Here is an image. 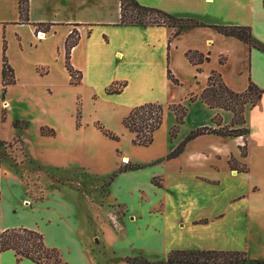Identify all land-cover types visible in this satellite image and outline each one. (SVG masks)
Listing matches in <instances>:
<instances>
[{"label": "crops", "instance_id": "0c3cea01", "mask_svg": "<svg viewBox=\"0 0 264 264\" xmlns=\"http://www.w3.org/2000/svg\"><path fill=\"white\" fill-rule=\"evenodd\" d=\"M137 1L178 17L195 18L205 25L185 26L176 35H173L174 28L166 25H122L119 24L120 0H28L29 22L26 25L10 23L19 19L18 0H0V25L6 24L16 31L18 26H28L29 31L34 30L36 38L53 37L59 42L58 48L63 47V54L65 39L75 27L78 41L70 49V61L81 71L83 79L91 77L102 88L112 80L120 79L126 82L121 92L132 86L151 93L152 97L137 99L131 107L145 102L168 104L178 100L185 103L184 121L172 139L169 130L176 123V117L169 109L165 112L170 140L167 152L192 129L204 125L216 127L212 120L214 116L220 117L221 125L231 123L233 113L230 110L209 107L199 96L193 101L183 96L187 90L199 95L212 70L218 72L224 84L233 91H244L250 82L264 90L263 0ZM39 25H44V30H35ZM215 25L249 26L257 46H249L234 36L223 34ZM188 50H197L208 59L193 64L185 55ZM135 61H138V73L132 75L129 68ZM167 67L175 77L187 82L185 89L174 87L166 76ZM153 71L159 73L158 79L148 78ZM133 78L138 82L135 83ZM3 102L8 104L4 100L0 105V132L5 122L1 117ZM244 119L247 133L229 137H237L240 141L251 137L258 142L259 148H247L245 156L241 155L240 149L189 151L186 146L199 138L224 136L205 133L191 139L176 157L157 161L164 163L162 170L153 172L150 177L149 194L139 195L144 202L143 210L134 212L122 204L133 213L134 219L129 218L118 233L133 224L142 235L156 238L163 254L172 249L191 248L247 249V254L252 250L264 251V238L255 246L250 239L254 232L264 236V185L251 178L253 164L264 166V94L255 105L245 108ZM2 138L0 141H6ZM230 157L244 161L247 170L232 171ZM7 166L6 161L0 164V228L24 226L17 221L8 224L3 218H12L17 208L26 210L30 205L21 203L23 184L6 172ZM139 189L142 188L137 191ZM40 215L34 216L33 220L39 219ZM28 226L25 227H32ZM45 226L36 227L43 231L45 244L51 246L46 240ZM77 251L84 260L91 257V249L89 251L87 247H78ZM61 255L69 264H75L69 256ZM248 256L260 260L252 264H264V255ZM5 260L9 264H36L27 258L17 261L11 250L1 253L0 264Z\"/></svg>", "mask_w": 264, "mask_h": 264}, {"label": "rangeland", "instance_id": "374dc122", "mask_svg": "<svg viewBox=\"0 0 264 264\" xmlns=\"http://www.w3.org/2000/svg\"><path fill=\"white\" fill-rule=\"evenodd\" d=\"M10 23L26 25L19 19ZM4 25H0V53L2 56L5 40V55L14 69L16 82L7 87L4 100L8 104L2 103L5 122L0 137L6 141H0V164L6 161V172L21 180L24 192L20 201L30 205L26 210L17 208L12 218L6 217L3 221L8 224L17 221L35 229L46 225V240L75 264H137L132 260L144 264L142 260L148 263L163 260L167 253L163 254L156 238L142 235L133 224L118 231L129 218L134 219L131 211L143 210L144 202L139 195L149 194L150 177L153 172L162 170L164 163L157 161L164 160L168 153L170 140L165 112L170 103L159 102L163 105V120L154 131L152 142L147 146L134 144V133L123 125L122 118L137 99L152 97L150 92L130 86L124 92L107 93L106 89L114 82L124 80L114 79L102 88L91 77L83 79L82 73L80 82L71 84L63 47L58 48L55 38H36L34 30L29 31L28 26H18V33ZM44 28L42 25L35 30ZM75 37L73 33L72 38ZM137 63L133 62L129 68L132 75L138 73ZM37 67L45 68L47 73L40 74ZM75 77L79 75L75 73ZM151 77L158 79L159 73L153 71L148 78ZM174 78L177 82L168 78L174 87L182 86L178 88L181 90L188 86L186 81ZM184 93L186 99L194 94L188 90ZM1 97L0 83V105L4 101ZM247 106L250 103H246L244 111ZM14 119L28 121L27 127L13 128L10 123ZM42 126L52 128L54 134L42 135ZM218 138L203 137L185 146L189 151H234L244 143V139L240 141L237 137ZM245 141L246 149L259 148L255 139L247 137ZM246 149L241 153H246ZM229 163L232 171L247 170L240 159L230 157ZM125 164H139L142 168L116 173L117 168ZM113 173L116 176L107 186L108 176ZM251 178L264 185V166L253 164ZM138 188H142L139 193ZM37 214L41 217L33 220ZM40 228L37 230L43 234ZM263 238V234L254 232L250 239L255 246ZM82 246L94 254L90 251L91 257L84 260L77 251ZM255 251L248 254L251 257L264 255V251ZM3 264L9 263L5 260Z\"/></svg>", "mask_w": 264, "mask_h": 264}, {"label": "trees", "instance_id": "16d2710c", "mask_svg": "<svg viewBox=\"0 0 264 264\" xmlns=\"http://www.w3.org/2000/svg\"><path fill=\"white\" fill-rule=\"evenodd\" d=\"M264 4V0H263ZM19 21L28 23V0H18ZM122 25H166L174 28L173 35H176L185 26H202L203 22L191 17H178L159 8L145 6L137 0H120V21ZM40 26V25H39ZM38 27V26H37ZM215 28L226 35L234 36L249 46H257L251 35V29L245 25H215ZM47 29V27H46ZM75 33L76 37L72 38ZM78 41V33L75 30L67 35L64 42V64L70 77L71 84H77L81 79V72L73 67L70 62V49ZM5 40L2 44L1 56V92L2 100L5 99L7 87L16 82L14 69L10 65L5 55ZM186 57L193 64H199L208 57L197 50H188L185 53ZM40 74L47 73L46 69L37 67ZM75 73L79 78L75 77ZM167 77L173 82H177L170 69H167ZM118 85L117 87H114ZM126 82H114L106 89L107 93H119L123 90ZM264 94V90L257 86L254 82H250L244 91L236 92L228 88L221 79V76L215 70H212L208 76L207 85L199 95L189 94L188 101L195 100L198 96L209 107H217L225 110H230L233 113L231 123L221 125L220 117L214 116L213 122L216 127L204 125L192 129L171 151L165 155V159L176 157L184 149L186 143L205 133H215L221 136H244L247 133V127L243 125L244 107L246 103L251 106L255 105ZM168 109L174 112L176 123L169 130L170 138L172 139L187 112V105L182 102L170 103ZM5 109H2V120L5 118ZM163 120V105L159 102H146L136 105L131 108L129 113L122 118L123 125L132 133H134L133 143L137 145L147 146L153 140L154 131L159 128ZM28 121L24 119H14L11 122L13 128L27 127ZM100 129H103L99 126ZM42 135H53L54 130L47 126L40 127ZM108 133V132H107ZM112 136V135H110ZM113 137V136H112ZM246 149V141L239 146L240 151ZM242 152V151H241ZM246 153H241L245 156ZM142 166L139 164H125L117 168L116 173L127 170L138 169ZM116 173L108 176L106 182L109 186ZM157 183L156 181H154ZM6 250H11L19 261L22 258H27L36 264H69L63 260L60 250L55 246L45 244L43 234L35 228L25 226L0 228V255ZM134 263L140 264L141 261ZM144 264H252L260 262L248 257L246 250L241 249H172L166 257L158 263H148L147 260H142Z\"/></svg>", "mask_w": 264, "mask_h": 264}, {"label": "bare ground", "instance_id": "6f19581e", "mask_svg": "<svg viewBox=\"0 0 264 264\" xmlns=\"http://www.w3.org/2000/svg\"><path fill=\"white\" fill-rule=\"evenodd\" d=\"M39 34V33H38ZM38 37H40L39 35H38Z\"/></svg>", "mask_w": 264, "mask_h": 264}, {"label": "built area", "instance_id": "2783aa9c", "mask_svg": "<svg viewBox=\"0 0 264 264\" xmlns=\"http://www.w3.org/2000/svg\"><path fill=\"white\" fill-rule=\"evenodd\" d=\"M37 34H38V32H37Z\"/></svg>", "mask_w": 264, "mask_h": 264}]
</instances>
